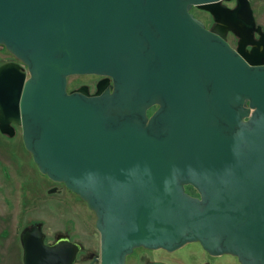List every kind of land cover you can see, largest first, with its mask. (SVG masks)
I'll return each mask as SVG.
<instances>
[{
    "label": "water",
    "instance_id": "95a60500",
    "mask_svg": "<svg viewBox=\"0 0 264 264\" xmlns=\"http://www.w3.org/2000/svg\"><path fill=\"white\" fill-rule=\"evenodd\" d=\"M194 7L231 22L240 52ZM0 45L17 60L0 64V131L21 127L39 170L94 211L100 264L192 242L264 264V32L251 0H0ZM82 74L105 77L96 93L68 90ZM23 242L25 264H74L82 250L68 236L46 244L39 226Z\"/></svg>",
    "mask_w": 264,
    "mask_h": 264
},
{
    "label": "rangeland",
    "instance_id": "374dc122",
    "mask_svg": "<svg viewBox=\"0 0 264 264\" xmlns=\"http://www.w3.org/2000/svg\"><path fill=\"white\" fill-rule=\"evenodd\" d=\"M252 4L256 21L264 28V0H252ZM226 5L234 6V2L228 1ZM194 12L203 13V9L195 8ZM11 59L17 61L0 45V63ZM99 77L96 74L72 75L68 79V90L87 86L94 92ZM53 187L56 191L50 192ZM96 219L94 211L79 195L39 170L24 145L21 127H16L14 136L0 131V264H25L22 234L36 220L42 222L39 225L47 234V242L53 244L59 237L68 236L82 245L83 251L76 264H91L94 254L100 256ZM83 259L87 262H82ZM152 259L172 264H240L229 254L210 255L197 242L173 252L137 248L127 257L126 264H147Z\"/></svg>",
    "mask_w": 264,
    "mask_h": 264
},
{
    "label": "flooded vegetation",
    "instance_id": "af4514ba",
    "mask_svg": "<svg viewBox=\"0 0 264 264\" xmlns=\"http://www.w3.org/2000/svg\"><path fill=\"white\" fill-rule=\"evenodd\" d=\"M251 3H252V0H251ZM222 5L229 6V5H226V1H223L222 2ZM195 8H197V7H194L192 9L193 15L197 18V20H199L204 25V27L207 30H209V31L216 30V31L221 32V33H224L225 32L226 33V40L228 41V43L231 45L232 48H234L235 50H237V51L240 52V48L243 47L242 38H241V36H239L238 34H236L235 32H233L232 30H228V28H230L232 26L231 25V22H228V23L226 21L225 22H221V21L218 20V16H220V15H216L215 13H212V12L207 11V10H203V13L194 12V9ZM198 9H200V8H198ZM257 26H261V25H259L258 22H257ZM263 32H264V28H263ZM254 38L256 40H258L260 38V35L258 33H255ZM260 46L261 45H258L256 48L259 49ZM252 48H253V45L248 44L246 46V49L245 50L246 51H248V49L249 50H252ZM261 51H262V49H261ZM252 55H253V53H252ZM254 56L256 58H258V59H264V52L257 53ZM9 61H14V59H11ZM104 79H105V77L100 76L99 79L97 80V82L95 83V85H96L95 86V91L94 92H91L90 91V92L91 93H96L98 91V85H99V83L102 80H104ZM111 82H112V80H111ZM160 107H161L160 104H157V105L153 106L151 109H149V114H152L154 111L158 110ZM253 111H254V109H252L251 113H253ZM187 190L188 191L190 190V191L194 192L195 194H198V192L192 186H187ZM39 223H42V222L36 220V221L32 222L31 224H29L30 225L29 229H26L23 232V234H22V242H23V236H24L25 233L31 232V231L34 230V227L35 226H39L40 229L42 230V233L44 234V241H45V243L46 244H50L49 242H47V234L45 232H43V226L41 227V225H39ZM57 234L58 233H56L55 236H54V241L57 240ZM73 241L75 242L76 240H73ZM23 248H24V242H23ZM82 251H83V249L79 252V254ZM24 252H25V248H24ZM97 257H99V256L94 254V259H93V261H91V264H98L99 263V260H96ZM24 259H25V255H24ZM77 260H78V257H77V259H76V261H75L74 264H76ZM153 261H161V260H159V259H156V260L155 259H152V260H149V262H147V264L150 263V262H153ZM82 262H87V261H85L83 259Z\"/></svg>",
    "mask_w": 264,
    "mask_h": 264
}]
</instances>
